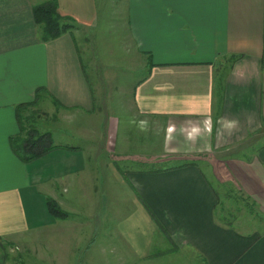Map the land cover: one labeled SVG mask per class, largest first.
<instances>
[{
  "label": "crops",
  "instance_id": "1",
  "mask_svg": "<svg viewBox=\"0 0 264 264\" xmlns=\"http://www.w3.org/2000/svg\"><path fill=\"white\" fill-rule=\"evenodd\" d=\"M41 1L0 0V248L45 227L52 241L58 237L32 245L34 256L43 264L68 263L73 245L57 243L65 242L59 220L47 215L39 185L69 213L62 222L70 211L88 217V183L96 171L109 170L135 207L134 217L124 220L128 231H120L132 258L147 257L157 233L194 264H264V230L218 219L219 197L209 180L230 183L264 214V0H56L71 26L46 42L32 16V5ZM101 34L128 44L89 48ZM138 67L145 71L133 90L116 85L122 70ZM38 88L45 89L40 103L56 99L48 103L43 131L60 147L23 162L9 144L17 132L14 106L34 99ZM121 106L144 122L140 149L121 148L125 141L116 147ZM136 161L161 162L156 168L165 169L136 168ZM77 196L88 201L87 212L71 206ZM138 221L147 233L138 231ZM116 250L120 264L126 256ZM4 253L0 249V264Z\"/></svg>",
  "mask_w": 264,
  "mask_h": 264
},
{
  "label": "rangeland",
  "instance_id": "2",
  "mask_svg": "<svg viewBox=\"0 0 264 264\" xmlns=\"http://www.w3.org/2000/svg\"><path fill=\"white\" fill-rule=\"evenodd\" d=\"M112 2V0H106ZM111 3H106V10L111 11ZM95 32V30L93 31ZM96 32H100L97 29ZM93 40L90 41L87 46L94 50L103 51L109 47L114 49L125 48L128 43L113 41L115 36L96 35L92 36ZM128 48V47H127ZM128 51V50H127ZM118 55H115V59ZM139 65V63H138ZM85 70V74L89 75L90 81L94 80L92 77L94 73ZM144 68L138 67L137 69L127 68L122 70L116 85L121 88L131 89L136 82L143 76ZM133 90V88H132ZM36 100L41 98L39 94ZM51 99L48 100V103ZM52 101V100H51ZM39 102L38 105L30 106L27 109V114L31 115L29 124L33 128L35 127L39 132H45L43 130L48 129L49 116L48 105ZM121 111L118 113L119 121L116 135V144L118 147L123 141L126 142V146L121 148H130L131 150L140 149L141 145L146 139V129L144 122H142L138 115H133L132 111H129V107H120ZM107 111L116 116V110L113 106H108ZM118 111V108H117ZM158 131H153L150 135H154L152 138L153 149H156L158 144L159 134L155 135ZM127 135V137L124 136ZM123 135V136H122ZM130 143V144H129ZM107 146L112 148V141H107ZM155 152V151H154ZM112 151L105 153V161L111 159ZM156 153H153V160H156ZM100 160L103 159V155H99ZM91 163V162H90ZM128 163V162H127ZM126 163V164H127ZM161 163V162H160ZM159 162H132V165L136 168H155L160 165ZM118 167L125 168V164L122 162L116 163ZM130 166L129 164H127ZM202 171L206 174H210L205 164H200ZM128 168V167H126ZM98 174V175H97ZM105 174L104 176H100ZM109 170H101L99 173L96 171V180L89 181L88 186L90 188V202L88 209V217L82 215L80 212L75 213L70 211L71 217L61 221L58 219V226L61 227V233L59 238L65 240L64 243L57 241L58 244L73 245V256L68 260L66 264H117L118 259L115 254L118 252L117 247L120 248V252L125 255V258H121L120 264H182L181 259L186 261V264H194L193 260H189L187 257V251H175L171 250V243L163 234L155 233L152 240L149 241L151 247L148 250L149 255L145 258L134 259L126 253L124 245H129L128 237L123 235L122 232H127L128 229L124 227V220L128 216L135 215V207L133 204L132 196L127 193L125 186L117 184L111 177ZM210 183L218 194V205L216 217L222 222L235 221L240 230H246L249 225L254 226L256 230H264V214L259 212L257 207L254 211V207L245 202L244 198L235 193V190L231 187L230 183H219L214 180L211 175L209 176ZM38 189V188H37ZM41 197L47 196V191L44 184L39 185ZM72 196V190L70 189ZM242 198V199H241ZM88 202L84 199V196H77L73 199L71 206H81L84 209V213L87 212L86 204ZM65 219V218H64ZM235 219V220H234ZM83 223L78 227H75L77 222ZM249 223V224H248ZM252 223V224H251ZM252 226V227H253ZM138 231L147 233V226L144 222L138 221ZM52 233H49L48 228H40L37 230H31L29 233L23 234L20 238L23 241L10 242L8 245H2L1 251H5L7 256L5 258V264H43L42 260L34 256L32 245H49L52 241ZM58 237L55 234L53 241ZM133 238V235H131ZM56 242V241H55ZM139 242V240H138ZM1 246V245H0ZM117 246V247H116ZM110 249V251H108ZM105 251V252H104ZM112 253V255H111ZM188 256H191L188 254Z\"/></svg>",
  "mask_w": 264,
  "mask_h": 264
},
{
  "label": "trees",
  "instance_id": "3",
  "mask_svg": "<svg viewBox=\"0 0 264 264\" xmlns=\"http://www.w3.org/2000/svg\"><path fill=\"white\" fill-rule=\"evenodd\" d=\"M32 16L37 28L38 38L42 42L56 38L71 26V24L67 22L70 17L61 15L58 12L56 0H43L33 4ZM150 65L152 64L150 63ZM43 90L45 89H36L34 91V99L14 106L17 132L9 137V144L13 153L23 162L36 159L49 150L60 147L52 143L49 132H39L35 127L33 128L29 124L31 115L26 113L27 109L35 104L39 92ZM51 99L53 102H56L54 97L51 96ZM162 169L165 168L155 167L147 171H158ZM44 205L50 219H64L69 216L67 211L61 209L59 205L48 196L44 197ZM5 255L4 253V257Z\"/></svg>",
  "mask_w": 264,
  "mask_h": 264
}]
</instances>
